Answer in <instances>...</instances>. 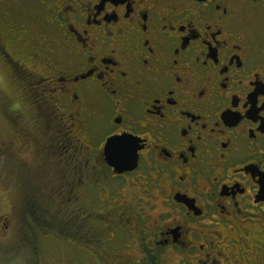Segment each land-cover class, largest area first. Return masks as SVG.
Masks as SVG:
<instances>
[{
    "label": "flooded vegetation",
    "instance_id": "1",
    "mask_svg": "<svg viewBox=\"0 0 264 264\" xmlns=\"http://www.w3.org/2000/svg\"><path fill=\"white\" fill-rule=\"evenodd\" d=\"M0 67V153L22 177L0 231H49L61 202L86 244L99 196L96 234L131 243L112 264H264V3L0 0ZM111 138L135 145L133 171L109 164Z\"/></svg>",
    "mask_w": 264,
    "mask_h": 264
},
{
    "label": "rangeland",
    "instance_id": "2",
    "mask_svg": "<svg viewBox=\"0 0 264 264\" xmlns=\"http://www.w3.org/2000/svg\"><path fill=\"white\" fill-rule=\"evenodd\" d=\"M0 89V96L3 95L9 99H15L12 79L7 71L1 67ZM3 114L4 104L0 99V139L2 141L6 140L8 136ZM8 174L6 158L0 153V218L10 216L12 213L13 217L19 219L13 213L17 212V210H13V203H11L10 196L6 193L9 185L19 186L20 190L22 177L18 172L14 173L12 181L7 184L6 176ZM22 174L32 181V178L38 177L39 172L34 170V168H28L23 170ZM26 188L28 190V187ZM33 196L35 198L40 197L38 193ZM65 196L66 194L63 197ZM59 204L63 205L61 202L51 205L54 209H58ZM82 204L87 209L86 219L91 227V233L89 232L86 244L78 241L74 242L71 237L69 238L72 234L68 231H63V234L66 233L63 235L58 230L46 231L38 228H29L23 234L18 222L17 226L10 230L3 229L4 226L1 227L3 230L0 231V264H112V258H118V256L126 253L127 248L131 245L130 239L120 229L118 231H109L104 236L96 234V232L100 231L107 232L105 229L108 216L107 214L102 216L106 203L99 196H96L90 202L86 200ZM51 205L46 204L43 206L47 216L41 222L47 228H55L53 221L59 217L57 213L49 214V211L53 209ZM38 208L39 210L42 209L40 205ZM67 212L69 214L68 208ZM39 217V219H42L43 215H39ZM94 233L95 235L91 236ZM83 234L82 232L78 235L75 232L76 238L83 236ZM131 252L136 254L135 247Z\"/></svg>",
    "mask_w": 264,
    "mask_h": 264
},
{
    "label": "water",
    "instance_id": "3",
    "mask_svg": "<svg viewBox=\"0 0 264 264\" xmlns=\"http://www.w3.org/2000/svg\"><path fill=\"white\" fill-rule=\"evenodd\" d=\"M120 144L121 151H115V146ZM134 148V152L128 150V146ZM105 154L109 164L115 168L116 173L122 174L133 171L137 167V155L135 145L129 139L111 138L105 146Z\"/></svg>",
    "mask_w": 264,
    "mask_h": 264
},
{
    "label": "trees",
    "instance_id": "4",
    "mask_svg": "<svg viewBox=\"0 0 264 264\" xmlns=\"http://www.w3.org/2000/svg\"><path fill=\"white\" fill-rule=\"evenodd\" d=\"M58 210H59V212L57 214H59V217H57L53 221V226H55V228H51V230H58V231L62 232V234H63V231H68L69 232L71 220L69 218V214L67 212L66 205L59 204L58 205ZM65 234H63V235H65ZM93 235H95V233L91 234V236H93Z\"/></svg>",
    "mask_w": 264,
    "mask_h": 264
},
{
    "label": "snow or ice",
    "instance_id": "5",
    "mask_svg": "<svg viewBox=\"0 0 264 264\" xmlns=\"http://www.w3.org/2000/svg\"><path fill=\"white\" fill-rule=\"evenodd\" d=\"M250 3H253V6H255V3H264V0H249ZM128 150L134 152V148L131 147V145L128 146ZM115 151L119 152L121 151L120 144H117L115 146ZM262 232H264V228L261 229ZM261 239H264V237H261Z\"/></svg>",
    "mask_w": 264,
    "mask_h": 264
}]
</instances>
